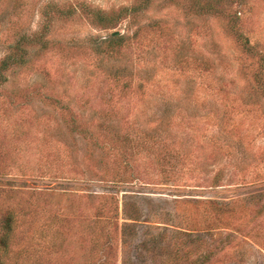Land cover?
Segmentation results:
<instances>
[{
	"label": "rangeland",
	"instance_id": "obj_1",
	"mask_svg": "<svg viewBox=\"0 0 264 264\" xmlns=\"http://www.w3.org/2000/svg\"><path fill=\"white\" fill-rule=\"evenodd\" d=\"M20 39L0 75L5 264H121L134 211L126 264H264V0H0V61Z\"/></svg>",
	"mask_w": 264,
	"mask_h": 264
},
{
	"label": "trees",
	"instance_id": "obj_2",
	"mask_svg": "<svg viewBox=\"0 0 264 264\" xmlns=\"http://www.w3.org/2000/svg\"><path fill=\"white\" fill-rule=\"evenodd\" d=\"M139 7H141V5H139ZM139 7L132 6L130 9L123 7L120 9V11L126 10L127 12L136 15L137 14L136 12L139 10ZM90 12L95 17V20L97 22H110V21L114 20V18H112V17L107 18V16H104L105 12L103 10L89 9V13ZM235 33L237 36H239V40L241 41V44L243 45V47H245V50L250 52V50L252 48H254L253 45L249 44V41L247 40V38L243 37L241 32L235 31ZM30 36H32V35H30ZM106 39H108V41ZM106 39H104L103 41H105V40L107 41L106 45H108V47H110V46L113 47L116 45L120 46L122 44V41H124L125 36L123 34H121L120 32H116V33H112ZM28 40L33 41L34 39L32 37H28ZM21 42H23V41L20 39L19 41H17L16 45L18 46V44H20ZM102 44H103V42L96 43L98 50H100L99 48H100V45L102 46ZM17 50L20 52V55L18 57H15L12 53H8L0 61V75L12 66H20L23 64V62H24V58L22 57V55H23L22 50L23 49L21 46H18ZM3 78L5 79L6 76ZM262 81L263 80L260 79V84H263ZM261 87H263V86H261ZM124 206H125V204H123V207ZM139 218H140V214L138 211H134L133 213L128 214V219H130L131 221L129 223L125 224V226L123 225V228L120 229V233H118V238L120 240L119 245L121 248V264L128 263L129 254L131 252H133L134 250H136V252H137V249H136L137 247L134 245V243L131 242V238H128L126 236L125 227L127 229L130 228V230L133 231L134 228L136 227V222H139V220H140ZM14 223H15L14 214L11 211H9L0 224V231H1V235H0V251H1L0 252V264H5L4 258H6V255H7L6 252H7L9 243H10L12 231L14 229ZM139 251L140 252H138L137 254H142V253L149 254V253L153 252V248H149L148 242L146 240V241H143V243H141Z\"/></svg>",
	"mask_w": 264,
	"mask_h": 264
}]
</instances>
